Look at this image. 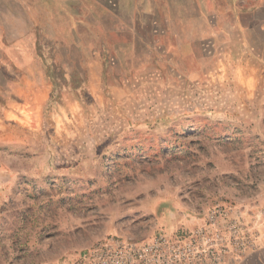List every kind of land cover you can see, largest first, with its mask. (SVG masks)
Masks as SVG:
<instances>
[{
	"label": "crops",
	"instance_id": "1",
	"mask_svg": "<svg viewBox=\"0 0 264 264\" xmlns=\"http://www.w3.org/2000/svg\"><path fill=\"white\" fill-rule=\"evenodd\" d=\"M14 1L0 9V206L20 171L49 173L64 154L55 134L75 106L93 109L102 96L110 107L111 97L169 75L188 87L201 79L204 113L223 118L202 128L219 126L236 144L241 185L226 197L264 204V0ZM186 223L179 214L172 226ZM244 260L264 264V246Z\"/></svg>",
	"mask_w": 264,
	"mask_h": 264
},
{
	"label": "rangeland",
	"instance_id": "2",
	"mask_svg": "<svg viewBox=\"0 0 264 264\" xmlns=\"http://www.w3.org/2000/svg\"><path fill=\"white\" fill-rule=\"evenodd\" d=\"M15 3L0 0V9ZM189 84L153 77L111 97L126 111L125 127L112 99L110 107L102 96L91 100L93 109L75 106L66 131L54 133L64 154L49 173L20 171L0 206V263H58L110 234L146 238L238 188L236 144L219 126L202 128L223 118L204 113L201 79ZM12 159L15 168L27 166Z\"/></svg>",
	"mask_w": 264,
	"mask_h": 264
},
{
	"label": "built area",
	"instance_id": "3",
	"mask_svg": "<svg viewBox=\"0 0 264 264\" xmlns=\"http://www.w3.org/2000/svg\"><path fill=\"white\" fill-rule=\"evenodd\" d=\"M188 223L146 238L110 234L74 258L48 264H241L264 246V204L219 196Z\"/></svg>",
	"mask_w": 264,
	"mask_h": 264
},
{
	"label": "trees",
	"instance_id": "4",
	"mask_svg": "<svg viewBox=\"0 0 264 264\" xmlns=\"http://www.w3.org/2000/svg\"><path fill=\"white\" fill-rule=\"evenodd\" d=\"M53 75L55 76V78H56V77H58V78L61 77V73H60V71H58V70H54Z\"/></svg>",
	"mask_w": 264,
	"mask_h": 264
}]
</instances>
